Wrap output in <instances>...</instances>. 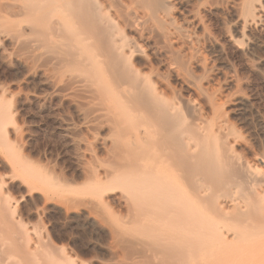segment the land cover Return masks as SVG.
Returning <instances> with one entry per match:
<instances>
[{"label": "bare ground", "instance_id": "bare-ground-1", "mask_svg": "<svg viewBox=\"0 0 264 264\" xmlns=\"http://www.w3.org/2000/svg\"><path fill=\"white\" fill-rule=\"evenodd\" d=\"M227 6L228 41L250 57L262 45L253 34L264 33V0H0L3 61L25 62L18 49L28 44L56 71L45 79L50 94L87 105L81 127L105 132L90 139L100 162L57 175L12 144L19 128L0 88V264H264V159L235 153L224 111L205 115L201 100L161 88L172 77L204 98L173 54L203 64L199 11ZM23 206L29 218L62 216L90 231V259L44 241Z\"/></svg>", "mask_w": 264, "mask_h": 264}, {"label": "rangeland", "instance_id": "rangeland-1", "mask_svg": "<svg viewBox=\"0 0 264 264\" xmlns=\"http://www.w3.org/2000/svg\"><path fill=\"white\" fill-rule=\"evenodd\" d=\"M229 1L233 3L238 0ZM230 14L231 8L228 6L216 13L199 11L202 30L204 28L209 33V40L201 48L203 64L197 65L182 54H173L180 67L196 82L197 89L204 98L199 97L198 93L184 89L172 77L166 78L161 88L168 92L170 88L180 90L184 98L192 99L196 103L201 100L200 106L205 115L211 116V107L224 111L239 140L234 147L235 153L248 161L255 155L264 159V33L253 34L262 45L254 50L250 57L243 56L228 41V36L232 33ZM176 22L180 23L179 20ZM19 48L18 52L25 55V62L5 63L0 55V88L10 92L9 105L14 111V121L20 133V139L12 144L34 162H38L37 164L60 176H73L81 162L96 165L100 162V156L96 151V144L93 143V136L100 137L105 132H99L97 129L87 131L81 127L83 116L90 118V108L82 102L75 108L69 102L54 98L45 83L46 76L54 70L52 71L45 57L43 60L39 56H30V48L26 43H22ZM173 48L182 49L177 44H174ZM152 62L156 66L155 61ZM159 71L166 74L164 70ZM234 96L244 99V111L229 102ZM77 111H82L83 116H79ZM67 124H70L68 128ZM90 139L93 141L91 144ZM6 170L0 165L1 174H6ZM15 192L14 189L9 191L10 198L20 200L19 192ZM26 209L27 207H22L21 219L25 223L28 222L29 226L42 229L44 241H58V244L66 248L77 245L82 249L81 255L90 259V231L75 229L62 216H40L38 220L36 217L29 218ZM113 215L120 223L126 219V212L118 207L114 208ZM96 255L100 256L99 253Z\"/></svg>", "mask_w": 264, "mask_h": 264}]
</instances>
